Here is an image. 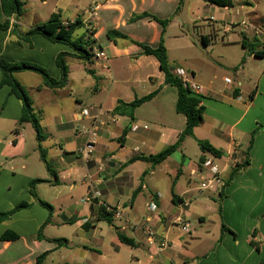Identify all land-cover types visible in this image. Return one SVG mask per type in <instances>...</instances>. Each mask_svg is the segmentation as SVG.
I'll use <instances>...</instances> for the list:
<instances>
[{"label": "crops", "instance_id": "1", "mask_svg": "<svg viewBox=\"0 0 264 264\" xmlns=\"http://www.w3.org/2000/svg\"><path fill=\"white\" fill-rule=\"evenodd\" d=\"M61 1L57 0L53 13H59L64 22L80 20L79 28H84L86 34L90 32L96 41L89 66L78 67L92 76L89 83L93 96L87 108L82 107L80 97L75 99L80 111L73 114L74 122L78 123L74 136L67 135L70 121L60 123L59 128L56 126L59 116H51V124L58 136L57 149L46 156L51 171L46 162L27 164L26 154L14 150L19 141L24 143L22 132L28 124L18 130L14 142H5L0 135V211L11 210L22 202L31 203L29 208L0 224V238L8 230L20 236L16 241L0 240V264H37L39 257L47 254L43 260L46 264L48 258H54L62 251L63 245L76 247L75 243L92 257L89 264H103L106 258L114 259L113 264H122L119 254L129 245L121 242L118 233L134 241L135 245L129 246L133 251H139L142 245L147 249L146 260L134 256L130 264H264V128L254 140L249 165L226 185L221 194L193 190L202 173V150L198 140L209 142L221 152L217 162L226 180L234 167L247 158L250 134L264 124V65L253 69L251 66L257 57L248 55L246 48L237 61L241 62L237 69L226 65L221 56L212 59L225 69L235 70L234 77L221 73L220 67L216 66H209V72H202L188 61L182 60L177 65L175 61H169L170 40H174L180 50L184 44H189L186 26L191 21L183 18L185 9L186 12L191 10V19L195 21L206 7L205 0H190L188 5L186 0H95L82 15H79L83 9L80 3L69 6L67 12L76 16L72 20L63 16L65 10L59 7ZM212 6L210 4L209 9ZM144 14L147 16L131 22L135 15ZM155 18L170 20V23L163 28ZM5 19L0 2V23ZM38 20L23 31L20 17L10 18V29L0 32V60L36 64L47 68L54 79L60 80L56 58L62 52L76 54L72 49L51 43L39 34L30 38L31 43L13 35L15 24L25 34L41 22ZM113 30L128 39L112 41L108 32ZM240 35L241 40L227 39L226 42L242 44L246 40L257 52L264 53V35L255 38ZM161 38L168 50L171 70L175 73L180 68L190 72L194 82L203 87L200 99L205 115L204 122L195 129L194 137H186L168 160L153 166L141 158L154 156L176 144L187 124L186 116L176 110L178 90L166 84L158 59L143 54L141 47L132 43L156 48ZM203 38L208 39L207 36ZM100 51L105 53L104 58L96 56ZM69 60L82 62L74 58ZM69 70L65 88L72 83L81 87L80 82L70 78L72 70ZM28 73H32L36 88L43 86L42 76L34 72L18 73L21 84L22 77ZM64 89L43 87L40 92L50 91L47 99L50 104L57 101V95ZM152 94L155 96L150 101L136 109L133 120L113 114L119 102L130 104ZM35 106L38 113L43 114L35 102L34 113ZM0 108V121L8 122V127L2 124L0 131L15 128L16 132L22 104L10 94L9 87L0 89ZM85 110L89 111V116L83 115ZM93 127H96L98 137L93 152L85 158L79 154L89 138L84 130ZM126 128L129 132L124 135ZM41 144L38 141L39 149H42ZM18 159L24 164H12ZM48 159L56 164H51ZM34 180L43 181L37 184L36 192L41 200L53 207L49 222V210L30 194V184ZM64 190L71 196L83 192L81 199L98 191L105 203L120 204L124 214L134 223L151 218L157 237L167 239L169 247L159 253L147 242L142 230H135L126 219L104 216L98 204L83 206L76 202L77 210L74 209L64 196ZM62 198L63 220L58 221L54 217L53 204ZM187 199L190 205L185 206ZM152 203L158 206L156 213L150 210ZM179 216L190 222L191 235L175 225ZM223 225L230 231L223 230ZM65 226L76 227V239L52 234L49 230ZM41 229L43 238L39 237ZM110 250L113 251L111 255Z\"/></svg>", "mask_w": 264, "mask_h": 264}, {"label": "rangeland", "instance_id": "2", "mask_svg": "<svg viewBox=\"0 0 264 264\" xmlns=\"http://www.w3.org/2000/svg\"><path fill=\"white\" fill-rule=\"evenodd\" d=\"M187 5L190 0H186ZM22 2L21 7V16L20 22H22L21 29L25 31L26 26L34 25L37 23L38 19H41V23H45L48 21L50 16L53 13V9L56 5L57 0H20ZM206 2V1H205ZM81 4L82 11L79 15L85 13V9L88 10L90 5L95 4V0H62L59 4L60 9L65 10L63 16L66 19H75V13L71 16L70 11L67 12L69 6L74 4ZM206 7L202 8V13L199 14V18L193 21L191 19V10L185 9L183 13V18H188L191 21L187 28V32L189 35V44L183 45V50H180V47L175 45L174 40H170V56L169 61H175L176 65L180 64L179 62L182 60L188 61L195 65V68L198 71H208L209 66L220 67L221 73L230 75L234 77L235 70L233 69H225V67L218 65L212 59L214 57L221 56L224 59V63L226 65H233L234 68L237 69L241 62L237 63L240 59L241 54L243 52V46L239 43H227V39H239L241 40V33L243 26H241L242 22L253 23L255 26L264 30V0H232V7L220 8L218 6H212L209 9L210 3H205ZM212 5V4H211ZM196 11V9L194 10ZM59 14V13H58ZM37 21V22H36ZM234 23L235 27L233 31L225 33V27L231 26ZM189 28V32H188ZM86 34V30L82 27L78 28L75 32V38L80 37ZM228 34V35H226ZM207 36L209 39V44L205 45L203 43L202 37ZM210 61L211 63H207ZM89 66L87 61L75 62L68 61L69 69L71 68V76L70 78L80 82V86L74 85L72 83L71 86H68L64 90H61L57 95V101L54 103H47V99L50 97V91H42L36 88V84L33 81L32 73L26 74L22 77V85L26 89L28 95L32 99L36 105L39 106L40 109L43 110L42 113H38V107L35 106L36 116L39 119L41 124V132L44 137L42 144V149L38 148V141L35 129L32 125L28 124L25 126L26 130L23 131L24 135V143L19 141L18 148H15L16 151H20L23 154H26V163L27 164H45L42 159V151L45 154L50 156L52 152L57 149V132L56 128L51 124V116L53 114H57L59 116V121L56 126H59L60 123H65L70 121L71 124L68 125L70 131L67 133L68 136H74L76 127L78 126L76 122H74L73 114L79 113L80 107H77V103L75 101L76 97H80L83 102L82 107H88V103H90V99L93 95H91L92 89L90 88V83L92 76H90L83 69H78L79 66ZM264 65V57H257L255 59V63L251 66L253 69L262 68ZM186 67H188L186 65ZM45 70L50 74V71L45 68ZM60 71V69H59ZM61 72V71H60ZM203 75V74H202ZM86 79V80H85ZM248 80V78H246ZM82 80V81H81ZM93 80V78H92ZM245 80V79H244ZM76 111V112H75ZM68 116L70 118H68ZM5 124L8 127L7 121H0V126ZM5 126H3L4 128ZM19 127V126H18ZM12 131V132H11ZM11 131H0V135L3 136L6 140L5 142H10L11 140L14 142V139L17 138V134L14 132L15 128ZM11 132V133H10ZM21 133V134H22ZM50 134L52 136H50ZM12 142V145L15 147V144ZM196 145V143H195ZM51 164H56L51 159H48ZM12 164H24L21 160L15 161ZM64 196L69 199L72 207L77 210L75 207L76 202H81V194L78 193L74 196L69 195L67 190L62 191ZM64 204V199H59L54 202L53 206L55 208V219L58 221L63 220L61 207ZM51 233L55 235H64V237L70 239H76L77 237V229L72 226H65L62 228H53ZM114 232V231H113ZM76 247L71 246H62V251L58 252L54 258H48L46 264H89V261L92 260V257L87 254V252L83 251L78 244ZM111 252L109 251L110 255ZM148 255L146 247L143 245L140 246L139 251H133L132 247L124 246L119 254L122 264H130L133 261L134 256H141L143 260H146ZM112 261L114 259L106 258L103 261V264H113ZM102 264V263H100Z\"/></svg>", "mask_w": 264, "mask_h": 264}, {"label": "trees", "instance_id": "3", "mask_svg": "<svg viewBox=\"0 0 264 264\" xmlns=\"http://www.w3.org/2000/svg\"><path fill=\"white\" fill-rule=\"evenodd\" d=\"M206 2L216 5L218 7H232V0H205ZM2 11L6 17L5 21L3 23H0V32L7 31L11 27L10 18L16 17L19 19L21 16V7L22 2L20 0H0ZM147 15H135L131 22H135L138 19H141L143 17H146ZM156 21H158L163 28H165L169 23L170 20H158L155 18ZM81 21L77 20L74 23L70 22H64L61 18L60 14L53 13L48 21L45 23L37 24L33 28H31L27 33L22 34L19 30L18 25L13 26V35L17 37L18 40H23L26 42H30V38L35 35L39 34L43 38L47 39L51 43H60L68 46L72 51L76 54H71L67 52L60 53L56 58V65L61 71V78L60 80L54 79L49 73L42 67L27 63V62H19V63H11L6 60H0V71L2 73V79L0 81V89L3 87H9L10 88V94L14 95L22 104V115L19 121V128L16 130L15 133L18 132V130L24 125V124H30L36 131L37 140L39 142H42L44 137L42 136L41 132V125L39 122V119L37 118L36 114L34 113L33 109V101L28 95L26 89L23 87V85L20 83V81L17 78L18 73L22 72H34L42 76L43 78V86L38 87V90H41L43 87L52 89V90H59L64 89L68 84L69 79V66L68 61L70 58H74L80 61H90L94 54L92 50L94 49V46L96 44L95 39H93L92 34L88 32V34L82 35L80 37L75 38V32L79 28ZM108 37L112 41H117V39H128V37L121 32H118L116 30L109 31ZM132 43L138 45L143 50V54L145 55H152L158 59L160 62V67L162 71L165 74V82L168 85L175 86L178 90V99L176 104V110L178 113L183 114L187 118V124L184 132L181 134L178 142L170 147H168L163 152L156 154L154 156L141 158L144 161H147L151 163L153 166L160 165L161 163L165 162L170 158V156L176 152L182 141L186 137H194V131L197 127H199L204 122V115H205V107L201 104V99L193 95L188 88H185L181 80L176 76V74L171 70L168 63V50L164 44L163 38H161V42L158 47L153 48L148 45H144L142 43H137L132 41ZM203 43L205 45L208 44V39L203 38ZM243 47L246 48L248 55H255L256 57H264V53L257 52L254 45L247 42L246 40L243 41ZM155 94L149 95L147 97H144L142 99H137L134 102L130 104H126L124 102H119L117 107L115 108L113 114L128 117L131 120L134 119V113L136 109L141 106L142 104L150 101ZM2 115V108H0V116ZM264 128V124L259 125L251 134H250V142L249 146L246 150V156L247 158L244 160L242 164H239L234 167L230 177L228 180H226V185L230 184L235 176L244 168H246L249 163V154L252 148V145L254 143L255 138L260 133L261 129ZM129 132V128H126L124 130V135H127ZM198 145L200 146L202 150V156L200 158V163L204 161V158L206 157L207 153H212L217 158L221 157V152L217 150L214 146H212L207 141L198 140ZM42 159L44 162H46L48 168L51 171V168L49 167V163L46 160L45 154L42 151ZM43 182L42 180H34L30 184V194L37 199V201L44 207H46L50 212V218L48 222L51 220V215L53 214V207L41 200L38 197V194L36 192V186L37 184ZM225 185V187H226ZM223 191V190H222ZM222 193V192H221ZM220 193V194H221ZM31 206V203L29 202H22L12 208L11 210L1 212L0 211V224H2L5 221H9L12 219V217L19 211L29 208ZM104 216H108L105 215ZM223 230H228V228L223 225ZM42 231L41 229L39 231V237H42ZM256 233H254V236ZM119 239L123 244L134 246L135 243L132 239L126 237L122 233H118ZM20 238V236L13 232V231H6L0 238L1 241H16ZM253 244H255L254 241H252ZM47 254H44L39 257L37 264H43V260L46 257Z\"/></svg>", "mask_w": 264, "mask_h": 264}, {"label": "built area", "instance_id": "4", "mask_svg": "<svg viewBox=\"0 0 264 264\" xmlns=\"http://www.w3.org/2000/svg\"><path fill=\"white\" fill-rule=\"evenodd\" d=\"M241 26H243L242 33L246 36V38H255L258 36L264 35V30L255 26L253 23L242 22ZM235 24L232 23L231 26L225 27L224 32L228 33L233 31ZM99 58H104L106 55L103 51H100L96 55ZM176 76L181 80L185 88H188L189 91L200 98L203 93V87L198 83L194 82L193 74L184 70L177 69L175 71ZM228 83H233L231 79H226ZM83 115L89 116V111L85 110ZM97 129L93 127L92 129H85L84 134L87 135L88 141L84 147L79 150V154L83 157L87 158L94 150L96 140H97ZM218 158L214 156L212 153H207L204 161L200 163V167L202 169L201 177L199 179L198 184L193 189L197 193L202 192H212L215 194H220L222 190L225 188L226 179L223 176V169L217 162ZM83 206H93L98 204L102 207V213L105 215H111L115 219H126L130 224L133 225L135 230H142L146 237L147 242L150 245L156 247L159 253L163 252L169 247V242L165 238L157 237V232L152 226L151 218H144L141 223H134L131 221L123 212V207L118 204L116 206L107 204L102 200V195L100 192L95 191L91 196L85 197L80 202ZM184 205H190V201L187 199L184 201ZM150 210L153 213L158 211V206L155 203L150 204ZM175 225L179 226L181 230L188 235L192 234V229L189 221H186L183 217L179 216L175 220Z\"/></svg>", "mask_w": 264, "mask_h": 264}]
</instances>
